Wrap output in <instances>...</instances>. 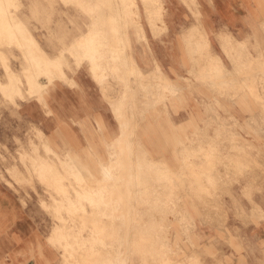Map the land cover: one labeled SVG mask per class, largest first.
Instances as JSON below:
<instances>
[{
    "label": "rangeland",
    "instance_id": "374dc122",
    "mask_svg": "<svg viewBox=\"0 0 264 264\" xmlns=\"http://www.w3.org/2000/svg\"><path fill=\"white\" fill-rule=\"evenodd\" d=\"M136 1L140 7L147 41L136 37L127 26L124 0H42L39 2L43 13L49 9L50 14L53 15L56 13V8L60 7L59 5L65 8V22L62 20L53 22V25L48 28L46 23L49 24L51 21L46 22V17L33 18L39 21L42 27L47 28L48 32L38 34V38L49 46L51 56H56L60 50L64 51V55L60 58L66 79L50 80L51 78L41 73L42 63L38 55L33 56L30 60L34 61L29 62L25 51L29 50L32 44L24 38L18 37V43H9L11 29L14 33H17L18 29L20 32L21 29H25L32 34L27 27L21 25L16 18L10 21V30H5L6 24H0V80L4 81L6 78V66L20 77H22V67L28 66L31 71L37 73L38 80L44 79L45 82L43 89L31 97L24 93L22 98L16 96L13 100H9L0 91V120L29 121L25 128L6 129L8 133L0 135V178L4 177L3 173H7L23 188L26 195H28L27 187L37 192L34 186V183H37L41 187V192L37 194L44 200L41 206L47 214L51 212V202L54 203L52 210L54 218L55 214L59 216L58 224L52 227L53 231L46 241L57 251L55 264H110L104 248L111 251L122 249L124 261L120 264H227L221 248L225 244L222 238L228 232V226L223 223L213 225L216 234L201 238L197 225L194 223V213L189 205L193 204L194 199L200 200L201 194L207 196L208 202L211 201L212 205H216L214 215L223 222L220 216L224 213L217 208L219 205L216 202H220L221 195L225 194L227 186L234 182L239 183L237 177L242 176L244 171L249 173L258 169L264 172V144L252 143L253 139L257 142L264 141V17L258 22L262 32L251 34L247 38L250 41L248 49L239 52V56H250L251 62L252 58H255V63H251L245 72L238 70L235 74L238 79L228 76L229 82L220 83L215 80V77L219 78L220 71L200 69V58L207 62L208 68L210 67L205 46L199 44L195 50L192 42L183 39V34L188 27L200 19L195 0H180L189 10L190 19L185 16L175 32H169L167 29L165 0H162L161 10L165 27L155 32H152L148 26L142 0ZM13 2H18V6L13 7L11 4ZM1 4L7 8L6 14L0 12V15H7L8 18L11 16L9 10L17 13L22 6L18 0H10V2L5 0L1 1ZM92 19L97 22L96 36L100 39L104 36L109 37L112 20L120 28L118 33L121 37H123L122 31L128 28L130 42L120 44L118 49L130 52L132 57H141L143 67L149 65L153 69V78L151 81L149 77L142 76L140 73H130L131 64L135 65L133 59L126 60L119 57L113 62L109 57L101 58L99 62L106 72V78L100 90L109 102L113 116L119 125V138L122 133L120 123H127L124 130L126 136L119 142L113 141L114 139L105 133L101 122L102 126L100 123L98 129H91L90 132L84 130L83 135L87 144L72 146L66 143L64 128L48 130L39 128L32 120V113L29 114V118H23L21 113L28 108L32 111L30 103L37 100L49 114L51 109L48 99L56 82L63 81L78 87L77 76L85 74L98 84L89 65L85 62L77 66L73 58L65 51L71 44L73 36L86 29ZM13 22L17 25H13ZM150 33L151 37L157 38L164 34L166 39L168 38L166 42L170 41L169 43L172 41L171 34L174 37L181 35V41L179 40L178 44L181 57L184 59L185 78L181 75L180 90L176 88L163 91L158 86L160 82L155 77L156 66L158 65L160 70L162 66L150 45ZM21 41L24 46L19 45ZM110 45L111 43L107 41L99 46L106 56L109 54L108 50L112 49ZM147 48L150 61H147L145 57ZM210 52L215 53L213 49ZM195 58H198V61H195ZM114 67L118 70L114 71ZM149 82L152 85L143 84ZM173 92L176 93L173 94ZM212 92L221 96L225 95L236 104H241V101H238L240 98L248 100L250 105L248 110L251 111L248 118L239 122L233 115L225 119L219 114H214L215 119H213L209 113V94ZM200 94L206 95L207 112L205 113L194 111L200 103L194 96ZM115 98H117L116 103ZM216 104L219 108H223L221 103L216 102ZM179 108L185 112L178 113ZM213 120H215L214 124L217 121V127L214 130L216 137L220 139L219 142H225L224 145L219 143V148L222 147L221 150L226 152L228 146V150L236 154L232 159L222 154V159L220 158L222 155H219L217 160H213L211 152L215 150H210L209 144L206 146L201 144ZM199 122L202 123V129L199 128ZM227 123L228 126L225 127ZM142 135L150 138L151 142L148 145H134V138ZM97 141L101 143L98 144ZM147 151L154 154L153 160L146 159ZM66 155L74 159L75 166L65 171L61 165H58L57 157ZM246 155L249 157L247 158ZM111 162L124 163L121 166L118 165L113 171L116 180L127 183L119 186L124 197V199L121 197L120 209L108 208L107 205L110 203L103 201L104 198L101 197L108 193L107 190L111 184L103 188H97L96 184L97 178L101 180L100 183L108 181L104 180L100 164ZM127 162L130 163V171L125 169ZM40 163H43L45 167L38 168ZM211 168H215L217 172L215 179L211 177ZM230 175H234L235 179L226 181ZM256 182L257 178H249V184ZM89 185H94V188ZM211 187L218 190V196L215 198H210L208 193ZM91 189L92 192H90ZM89 193H94L93 195L97 193L100 200L93 203L87 199ZM251 195L249 194L250 201L253 202ZM263 196L264 194H261V198ZM66 201L71 203L67 205L64 203ZM124 202H127L128 206H125ZM256 208H252L251 212L253 213ZM110 214L113 217H109ZM209 214L210 212L205 215ZM103 220L106 224L102 223ZM206 220L211 219L209 217ZM98 225L102 226L101 229L96 227ZM74 237L79 239L80 253L85 255H88L90 250V252L99 253V250H96L97 247L104 248L102 247L97 256L81 258L73 252V246L76 244ZM92 242H94L93 245H91ZM217 246L221 251L220 254H217L215 250ZM206 256H210L212 260L207 262Z\"/></svg>",
    "mask_w": 264,
    "mask_h": 264
},
{
    "label": "crops",
    "instance_id": "0c3cea01",
    "mask_svg": "<svg viewBox=\"0 0 264 264\" xmlns=\"http://www.w3.org/2000/svg\"><path fill=\"white\" fill-rule=\"evenodd\" d=\"M18 1L21 2L22 6L17 13H14L13 18H16L21 25L27 27L32 34H35L34 37L39 47L47 56L52 57L49 46L41 38H38V34L48 32L47 28L52 26L53 22H60V20L65 22L64 13L66 11L64 6L59 5L60 7L55 10L56 13L52 15L49 9L43 13L42 5L39 4L42 0ZM263 1L195 0L199 8L200 19L192 24L206 32L210 49L215 52L211 53L219 58L221 64V73L219 78L215 77L216 82H229L228 76L232 79H238L235 75L238 70L241 69L245 72L251 63H255V58H252L253 61L251 62L250 56H239V52L248 49L250 41L247 38L251 34L262 32L261 25L258 22L264 17ZM165 7H167L165 20L169 32H175L185 16L190 19L189 10L180 0H165ZM33 17H46L45 21L48 22L49 20L51 22L49 24L46 23L47 28H44ZM48 30L50 31V29ZM171 36L172 41L169 43L170 41L166 42L168 38L166 39L164 34L157 38L151 37L150 33L149 42L153 52L156 54V59L162 66V74L174 81L180 90L181 75L185 74L184 59L181 57L178 44L181 41V35L174 37L171 34ZM145 57L147 61H150L148 48ZM132 59L136 69L139 71L138 73L149 77L152 81L153 69L149 65L143 67L144 64L141 62V57L136 56L132 57ZM200 59V69L211 70V66L213 68L214 61L211 62L212 65L210 62L208 63L211 65L209 69L207 62L202 60V58ZM195 61H198V58H195ZM68 78L70 79V77ZM182 78H185V76L183 75ZM76 81L78 87L71 86L63 81L56 82V86L51 90L48 99L51 109L49 114L37 100H33L30 103L32 111L28 108L21 115H23V118H29V114L32 113V120L39 128L46 130L64 128L66 143L72 146L87 144L83 135L84 130L90 132L91 129H98L101 122L105 128V133L109 134L110 138L114 139L113 141H117L120 134L119 125L114 119L109 102L100 90V85L85 74H79ZM143 84L152 85L151 82ZM205 96L202 94L194 96L195 100L197 99L200 102L195 107V112H207V99ZM209 98V113L213 119H215L214 114H219L221 118L225 119L229 118V115H233L239 122H242L248 118L249 112H251L248 110L250 107L248 100L245 101L243 98L242 100L241 98L238 99L241 104H236L227 96H221L214 92L209 94ZM114 102H117V98H115ZM216 102L221 103L220 105L223 108H219ZM177 111L178 113L185 112L181 108ZM214 121L210 124L206 137L200 143L205 146L209 144L210 150H215L211 152V159L217 160L219 155L222 154L227 156L228 159H232L236 154L230 152L228 146L226 152L221 150L222 147L219 148V143L224 145L225 142H219L220 139L216 137L214 130H216L217 121L216 124H214ZM28 122L27 120L17 121L14 119L0 120V135L8 133L5 131L6 129L25 128ZM226 126H228V123L225 124ZM199 128H203L201 122H199ZM48 138L51 139L49 136ZM150 142L151 139L143 135L139 138H134V145H148ZM96 143L100 144L101 142L97 141ZM252 143L259 145L260 143L264 144V141L257 142L253 139ZM212 145H215V147H212ZM145 155L147 160L155 158L154 154L148 153V151ZM223 155L220 157L221 159ZM246 157L248 158L249 156L246 155ZM210 171L211 177L213 176V179H215L217 177L215 168H211ZM244 172L242 176L239 175L237 177L239 183L229 184L225 189V194L221 195L220 202H216L219 205L217 208L224 213L223 216H220L223 222L218 220L217 215H214L216 205H212L211 201L208 202L207 196L205 197L201 194V199H194L193 204L189 205V208L194 213V223L197 225L201 238H206L209 234H216L213 225L223 223L228 226V232L222 238V241L225 240V244L221 248L223 256L227 259V264H264V196L261 198V194H264V172L258 169L249 173ZM3 174L4 177L0 178V264H55L57 251L47 244L46 241L51 234L52 227L58 224L59 216L55 214L56 217L54 218L52 210L54 203L51 202V212L47 214L41 206L44 200L37 194L41 192V187L37 183H34L37 192L31 187H27L28 195H26L23 188L13 181L7 173ZM251 177L257 178V182L249 184V178ZM230 179H235V176L230 175L226 181H230ZM108 188L110 189V187ZM118 192H121V190H118ZM208 193L210 198L218 196V190L212 187ZM249 194H252L253 202L250 201ZM64 203L68 205L71 202L66 201ZM107 203H110L107 205L108 208L120 209L122 207L121 197L115 203L109 201ZM67 205L66 207H68ZM124 205L128 206V203L124 202ZM86 207L88 208V206ZM254 207L260 210L256 208L252 213L251 209ZM207 211L210 212L208 216L205 215ZM209 217L211 220H206ZM236 228L238 229L237 231L235 230ZM215 250L217 254L221 253L218 250V246L215 247ZM209 260L211 261L212 258L206 256V261L208 262Z\"/></svg>",
    "mask_w": 264,
    "mask_h": 264
},
{
    "label": "bare ground",
    "instance_id": "6f19581e",
    "mask_svg": "<svg viewBox=\"0 0 264 264\" xmlns=\"http://www.w3.org/2000/svg\"><path fill=\"white\" fill-rule=\"evenodd\" d=\"M124 1H125L124 15L128 19L127 20V22H128L127 26L130 28L131 31H133L135 33L136 37H138L144 41H147L145 29H144L142 21H141V15H140L141 13H140L139 4L137 3L136 0H124ZM9 2H10V0H9ZM116 2L118 3V1H116ZM142 3H143L144 12L146 14L148 26L150 27L151 31L155 32L156 30L159 31L160 28H164L165 22H164V19L162 17V11H161L162 10V0H142ZM11 4L13 7L18 6V2L17 3L13 2ZM6 8L7 7L5 5L1 4L0 5V12L6 14ZM114 8H115V6H114ZM117 8H118V6H117ZM120 9H121V5H120ZM11 11L12 10L8 11L9 14L11 15L10 18L6 17L7 15L6 16L0 15V24H6L7 25L5 27V30H10V27H9V26H11L10 21L12 19H14L13 18L14 13L13 12L11 13ZM120 14H122V13H120ZM114 20H115V18H114ZM114 20H112L113 25H111V27L109 28V37L108 38L106 36H104L103 39H100L96 36L97 29L95 28V26H97L96 25L97 22L95 19H92L90 21V24H88L86 26V29L80 31L79 33H77L73 36V38L71 40V44H69L68 47L65 49V51L69 54V56H71L73 58V60L77 66H81L85 62L89 65V69H90L91 73H93L95 75L97 82L100 86L103 85V83L105 82V78H106V72L99 62V60L101 58L109 57L110 59H112L113 62L118 60L119 57L124 58L126 60L132 59L130 52H126L123 49L122 50L118 49L120 44H124V43L128 44L130 42L129 30H128V28L124 29L122 31L123 37H121V35H119V33H118L120 28H118V26H116V23L114 24V22H115ZM12 24L17 25L14 22ZM21 30L22 31L20 32V30L18 29V31H16L17 33H14L13 29H11V32L9 33V37H8L9 43L10 44H11V42H13V43L17 42L18 43L19 42L18 37L24 38L25 41L30 42L32 44L30 46V49L25 51V55L27 54L29 57L28 58L29 62L34 61V60H30V59H33L32 58L33 56L38 55L39 61L42 63L41 64V73H44V75L51 78L50 80L66 79L67 77L65 74L63 64L61 62L62 60L60 58L61 56L64 55V51L60 50L56 56L49 57L39 47V44H38L37 40L35 39V37L33 36V34L28 33L25 29L24 30L21 29ZM183 39L186 41H189L190 43L192 42L193 46L195 47V50L197 49L199 44L200 45L203 44V46H205V48L207 50V51H205V53H206V56L208 58V61L210 63L214 61L213 68L211 66L212 63L210 65L211 70L216 69V70L221 72V70H220L221 64H220L219 58L217 56H214V54H212L210 52L211 47L209 45L206 32L204 30H200V28H198V26H196L195 24H192L184 32ZM105 40H107V41H109V43H111L110 46L112 48V49L108 50L109 54H107V56L103 52L104 50L99 47L103 43L107 42ZM200 42H202V43H200ZM19 45L24 46V44H22V41H21V44H19ZM120 53H121V56H120ZM131 63H132V61H131ZM113 70L117 71L118 68L114 67ZM21 71H22V77H20L18 74H16L15 71L12 70L10 67L6 66V69H5V77L6 78L4 81L0 80V91L3 94V96L9 100H13L16 96L22 98L24 93H26V95L28 97L34 96L38 92H40V90H42L43 87L45 86V82H42L44 79L41 81L38 80L37 79V73L35 71H31L28 66L22 67ZM129 72L136 74L139 71L136 69L135 65H133V63H132L131 68H129ZM215 73H217V72H215ZM155 77L160 82V84L158 86L163 91L167 90V89L178 88L177 85L174 83V81L170 80L169 78H167L165 75L162 74L158 65L156 66ZM241 90H242V88H241ZM174 93H176V92H173V94ZM126 125H127V123H125V122L120 123L122 133H121V137L119 139H117L118 142L121 141L126 136V133H125L126 131H124ZM47 148L50 149L49 147H47ZM57 158H58V165H61L62 168L65 169V171L68 169H72L75 166L74 159L72 157H70L69 155H66L64 157L58 156ZM223 163H224V161H223ZM123 164L124 163H122V162H118V164H116L114 162H111L110 164H103V163L100 164V169L102 171L101 173H103L104 178H105L104 180H108V181H105L104 183H100L101 180L99 178H97L96 179L97 188H103V186L111 184L110 189L107 190L108 193L103 194L101 196L104 198L103 201H105V202L109 201V202L115 203L116 201L119 200L120 197L123 196L122 192H118V190H119L118 188H119V186L126 185L127 183H125V182L121 183V181L116 180L115 179L116 177H114L115 174L113 173L114 169L117 168L118 165L121 166ZM125 164H126L125 165L126 171H130V167H131L130 163L127 162ZM43 167H45L43 163H40V165L38 164V168H43ZM35 168H37V166H35ZM86 186H88V185H86ZM89 187L94 188V185L93 186L89 185ZM111 187H112V189H111ZM92 191L93 190L91 189L90 192H92ZM93 194H91V193L87 194L88 195L87 199H89L93 203L98 202V199L100 200V196L97 193H96L97 195L96 194L93 195ZM122 198L124 199V197H122ZM207 213H208V211H207ZM106 215L108 216V214H106ZM109 217H113V216H111V214H110ZM99 222H98V224H99ZM102 223L106 224V222L104 220L102 221ZM61 225H63V224H61ZM96 227L100 228L102 226L98 225ZM74 240L76 241L75 242L76 244H74V246H73V250H74L73 252L75 255H77L81 258H84V257L92 258L93 256H97L103 247V246H100V247L96 248V250H99V253H97L95 251L90 252L91 251L90 250L88 255H85L83 253H80L79 239L74 237ZM93 243L94 242H92L91 245H93ZM104 245H106V244H104ZM110 246H111V244H110ZM104 253H105L106 258L110 264H120L124 261V255H123L122 249H120V250L116 249V250L111 251L110 249L104 248Z\"/></svg>",
    "mask_w": 264,
    "mask_h": 264
}]
</instances>
